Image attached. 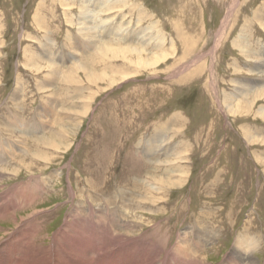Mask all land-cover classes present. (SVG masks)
Returning <instances> with one entry per match:
<instances>
[{
    "label": "rangeland",
    "instance_id": "rangeland-1",
    "mask_svg": "<svg viewBox=\"0 0 264 264\" xmlns=\"http://www.w3.org/2000/svg\"><path fill=\"white\" fill-rule=\"evenodd\" d=\"M125 1L111 14L101 15L106 17L105 27L115 30L102 42L141 48L146 60L166 53V60L152 70L134 73L128 55L103 59L91 49L81 62L105 73L93 83L82 69L74 70L71 61L77 60L70 58L82 55L75 52L72 41L79 37L76 20L81 0H0V168L22 163L17 176L8 175L12 170H0V195L34 178L43 177L47 188L36 206L17 212V221L0 220V244L16 227L22 229L23 219L36 211L32 218L42 226L37 242L48 245L69 212L87 199L99 212L103 207L109 219H124L118 230L127 235L121 238L130 239L121 241L127 252L96 255L92 264H142L145 244L139 238L172 249L180 236L186 242L194 237L192 230L210 236L212 227L216 233L197 248L206 255V264H219L238 236L264 235V117L259 111L264 96L256 93L262 89L256 84L264 80L257 68L263 65L264 69V0ZM92 4L95 8L98 3ZM118 6L123 7L121 13ZM139 10L147 16L137 24ZM152 22L154 29L136 39L133 33ZM152 32L162 39L156 42ZM44 49L56 56L47 57ZM108 80H114L112 85ZM252 84L256 85L252 91L236 96ZM244 96L257 101L247 104ZM59 98L62 105L57 106ZM43 106L55 108L57 115L51 110L44 116ZM8 120L16 124L15 130L4 125ZM21 121L24 125H19ZM244 130L255 140H247ZM155 133V137L167 136L151 156L146 144ZM164 143L173 147L167 154ZM167 160L182 166L185 173L184 182L173 188L155 181L169 168ZM178 173L175 170L169 178H182ZM150 174L154 200L148 196L141 205L153 211L143 214L122 208L117 191L124 188L143 195ZM89 189L96 193L88 195ZM127 220L136 227H128ZM248 256L243 257L245 263ZM252 256L257 263L264 262V250Z\"/></svg>",
    "mask_w": 264,
    "mask_h": 264
},
{
    "label": "bare ground",
    "instance_id": "bare-ground-1",
    "mask_svg": "<svg viewBox=\"0 0 264 264\" xmlns=\"http://www.w3.org/2000/svg\"><path fill=\"white\" fill-rule=\"evenodd\" d=\"M95 1L98 4L95 8H93L92 3ZM111 2H112V0H81V2H80L81 3V5L79 6L80 14L79 13H78L79 15L77 14L78 16H77V20H76L77 32H78L79 37H72V41H74L73 46L75 47V52L78 54L82 53V55H80L81 57L77 58L76 55L71 54L73 56H70V58L72 60H74V59L77 60V62L71 61L72 63L76 64L77 68H74V70H76V69L79 70V68L82 69L84 71V73L86 74L85 76L89 79V80H87L88 82L94 83V82L98 81L99 79H103V77L105 76V73L103 71H102V73L97 72V71H93L94 67L93 68L91 66L88 67V65L81 62L83 57H86V59H87L89 54L92 53V51H90L91 49L94 50V52L95 51L97 52V56L99 58H103V59H107L110 57L113 60H116L119 57L127 58V55H128L129 56V58H128L129 63L132 65V66L131 65L130 66L133 67L132 71L134 73L136 71H138V72L141 71V68L152 70V67L156 63H158L162 60H166V56H167L166 53L160 54V56L156 55L153 60H146V59H148L145 57L146 53L141 48L133 47L132 44H131L132 47H122L121 48V47H115L113 44L108 43V40L106 42L105 41L102 42L103 40L107 39L109 34L112 35L115 30L113 28L107 29L105 27L107 20L105 19L106 17L103 19L101 17V15H103V14L106 15V13L111 14L112 10L114 9V7L117 4H120V3L123 4L126 1L125 0H117L112 5H110ZM106 6H108V7H106ZM117 9H118V12L121 13L123 7L118 6ZM113 14H112V16H113ZM146 16H147L146 13L143 15V13L139 10L137 13V18H136L137 24H139L143 20V17L145 18ZM95 17H97V19H98L97 22L94 20ZM154 24L155 23L152 22L147 27L142 28L140 32L133 33L135 38L136 39L143 38L146 30L154 29ZM125 26H127V25H125ZM136 27H139V26L137 25ZM94 30L95 31L97 30L99 33H104L105 35L102 36V34H98V36H96V34L93 33ZM121 30H122V28H121ZM134 30H135V28H134ZM153 32L151 34H153ZM153 35H154L153 38L156 40V42H157V39H162L161 35H160V37H158V35L156 33H154ZM50 42H51V40L49 41V43ZM41 44L44 45L45 42L41 43ZM153 44H154V46H156L155 43H153ZM160 44H162V43H160ZM73 46L70 45L71 48ZM47 47H48V45H47ZM78 48H80V49H78ZM241 49H244V48L241 46L240 50ZM47 50L44 49V52H46ZM46 53H47V57L51 54H53V57L56 56L55 53L53 51H50V50ZM63 61H65V60H63ZM52 63L53 62L51 60H49V64H52ZM107 65H108V63H107ZM262 67H263V65H262ZM262 67L257 66L259 72L264 77V69ZM50 72H52L54 75L59 74L58 73L59 71L56 68H51ZM61 78H62V76H61ZM73 81L75 82V80H73ZM99 81H101V80H99ZM106 82H107V80H106ZM108 82L110 85H112V82H114V80H108ZM246 85L248 86V83ZM253 85L254 84H252L251 86H249L246 89H242L243 91L240 94H237L236 96H240L241 94H245L246 92L252 91V88H254L256 85L260 86L262 88V89H259L256 91V93L258 92V96H260V97L264 96V80H260V82L258 84H256L255 86H253ZM235 91H237V90H235ZM81 92H82V90H81ZM14 95H16V94L14 93ZM256 96H257V94H256ZM224 97H225L224 99H228L227 96H224ZM59 100H60V98L56 99L57 102L54 100L56 102L57 106H60V104L62 105V102L58 103ZM243 101L246 102L247 104H250V102L253 104L257 100L251 101V100L247 99L246 96H244ZM44 106H46V103ZM44 106H43V108H40V111L41 112L43 111L42 113L44 114V116H48L51 110H54L53 112H55V110H56L55 108L52 109L49 107L47 109H45ZM85 106H86V104H84V107ZM231 106L232 105L230 103L228 105V108ZM240 106H242V105H240ZM71 110L72 109H70V111ZM65 111H67V110H65ZM70 111L68 110V112H70ZM259 111H260L262 117H264V106H261L259 108ZM63 112H64V110H63ZM68 112H67V114H68ZM75 112H77V111H75ZM47 113H48V115H47ZM55 114H56V112H55ZM55 114H54V116L52 114H50V116L54 120V123L57 122V119H55ZM67 114H65L64 117H67ZM61 118L62 117H59V120ZM4 125L7 128L9 127L11 129L15 130L13 127H15L16 124L15 125L10 124V120H8ZM19 125H24V124L21 121V123ZM34 128H35V130L39 129L37 124L35 125ZM32 129H30V130H32ZM21 130H22V128H21ZM41 130H42V128H41ZM155 136H157L156 133L154 134V137H153V135L150 136L148 139V142L146 144V146H147L146 151L152 150V153L149 151V155H151V156H153L154 153L156 152V150L159 149L158 145H159V142L163 139V136L166 138L167 135L163 134V136L161 135V137L160 136L155 137ZM244 136L247 140L248 139L249 140H255V138L251 134L247 133L245 130H244ZM157 138H158V140H157ZM41 139L42 138L40 136V140ZM48 140H50V139H48ZM48 142H51V141H48ZM164 142H166V139L164 140ZM43 144L44 143H42V145ZM138 145H139V143H137L136 152H138ZM163 145H164V147H162V149L167 148V151L165 152L166 154L170 151V148H173L172 146L166 147L165 143ZM146 151H145V153H146ZM1 152H0V154H1ZM11 152H13V151L11 150ZM136 154L138 155V153H136ZM176 154L178 155V152H176ZM3 156H4V152H3ZM4 157L7 158L6 156H4ZM8 157H9V155H8ZM175 157H176V155H175ZM145 158H146V156H145ZM172 160H167L164 162V163L170 164L169 168L165 167V169L163 170V174L160 175L159 177L155 178V181H157L158 185H160V184L164 185L167 183L168 185L170 184V186L172 187V185H175L177 182H178V184H181L182 182H184L185 179H184L183 175L185 173H184L183 167L182 166L180 167L176 163V161H175V165L177 164V166H174V164H173L174 160L173 161ZM13 163H14L13 164L14 166L12 165L10 167V169H9V167H2V168H0V170H3L4 172H6V170H8V171L12 170L11 173L8 172L9 173L8 175L17 176L16 173H19V171H17L16 169L18 167H20V164H22V163L20 161H15ZM175 170H176V172L178 170V172L181 174L180 177H182V178H178V179L176 177H174L173 179L169 178L172 176V173ZM176 176H177V174H176ZM43 180H44L43 177H42V179H38V178L35 179L34 178V180H31L28 183L18 184L17 186L16 185L13 186L15 188L12 191H6L5 193L1 194L0 195V220H2V219L8 220V218L10 217V219H12V220L15 219L17 221L18 220L17 219V212L18 211L26 210L28 208H32V207L36 206L37 203L39 202L38 199L42 198L43 191L47 190L45 184L43 183ZM153 181H154V177H153V175L150 174L149 179L146 180V182H147L146 185H144V190L146 193H144L141 196H138L139 194H134L133 191H132V193H130V192L126 191L127 189L125 190L124 188L119 189L117 192L120 194L121 207L131 209V211L133 213H135L137 211V209L140 210V212H143V214H144L145 210H146V212L147 211H149V212L153 211V209H150L151 207H146V204H145V207L141 205L142 204L141 202H144V203H145V201L148 202V200H147L148 196H151L150 201L154 200L153 199L154 195L151 192L152 188H155L154 187L155 182H153ZM88 183L90 184L89 181H88ZM136 184H138V183H136ZM133 185H134V183H133ZM141 187H142V185H141ZM87 191H88V195L91 194L89 192H92V194L96 193L95 191H93L91 189H89ZM126 192L130 193V195L127 196ZM167 192H168V190H167ZM79 193L81 196L82 191H80ZM71 196H73V197L75 196L74 191L71 192ZM108 196H110V194ZM108 196H105V198H107ZM148 199H149V197H148ZM84 200H85V203L80 201V203H79L80 206H77L76 208L74 207L69 212L68 218L65 219V222L63 223V225L60 228H58V230L54 233V235L52 237V241L46 246L37 242V240H39L41 238L39 233H40V230L42 229V226L38 222L37 219L32 218V217H34V214L36 213V211L32 212V214H30V216H27V218H25V220L23 219L21 225L22 226L24 225V227L22 229H19V227H16L11 233L8 234L7 239H5V241H3V243L0 244V264H41V262H42V264H90L91 260H93V257L96 255H100V254L104 255L105 253H110L112 255H114V254L116 255V254H120L121 251L127 252L121 245L123 244L122 242H125L126 240H130V239L128 237L124 238V239L121 238V237L127 236V235H122V233L118 230V225L120 224L121 221H124V219H121V218L109 219L108 214L104 211L103 207L98 208V209H101L99 212V210H96V206L94 207V204L89 202L90 200L89 201H87V199H84ZM126 200L127 201L129 200L131 203L135 204V206H137V207H130V205L128 206V202ZM1 201H3V202H1ZM85 206L89 207V208L85 209ZM158 208H160V207H158ZM162 208L163 207L160 208L161 211H164V210H162ZM128 209H126V210H128ZM95 210L97 211L96 215H95ZM39 214H41V213H39ZM132 220H129V221L127 220V222H129L128 224L126 223L128 227H136V225L132 223L133 222ZM126 224H124V226H126ZM192 231H193L194 237L189 239L188 242H186V237H183V236H180L179 238L177 237L178 240L175 242L172 249H165V250H163L162 248L160 249L154 243V241H152L151 239H149L147 237L139 238L145 244L144 248L142 249L143 254H142V257L140 259V263L142 262V264H206V262H205L206 255L203 254V250L201 248H199V249L197 248L198 243H200L202 246H205V244L208 240L206 237H209V239L211 240V238H212L211 234L213 232H215V230L213 227L211 228L210 236H204L202 234L199 236L198 232H201V231H199V230H192ZM207 231H209V230H207ZM127 232H129V231H127ZM132 237L135 238L136 236H132ZM195 237H198V238L194 239ZM163 242H165V241H163ZM131 245H135V244H131ZM130 248L132 251L133 247H130ZM244 255L245 254L243 253V251H241L238 247L235 246L233 248V250L229 254H227L226 257L224 258V260H222L219 264H264V262L257 263V261H254L252 255L248 256V260L245 263L244 258H243ZM76 259L79 260V262H77Z\"/></svg>",
    "mask_w": 264,
    "mask_h": 264
},
{
    "label": "clouds",
    "instance_id": "clouds-1",
    "mask_svg": "<svg viewBox=\"0 0 264 264\" xmlns=\"http://www.w3.org/2000/svg\"><path fill=\"white\" fill-rule=\"evenodd\" d=\"M234 245L245 255H254L264 250V235L258 233L240 235L234 241Z\"/></svg>",
    "mask_w": 264,
    "mask_h": 264
}]
</instances>
